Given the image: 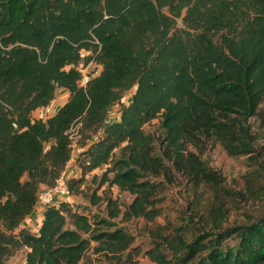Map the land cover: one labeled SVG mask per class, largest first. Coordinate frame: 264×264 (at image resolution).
I'll use <instances>...</instances> for the list:
<instances>
[{
    "label": "trees",
    "instance_id": "16d2710c",
    "mask_svg": "<svg viewBox=\"0 0 264 264\" xmlns=\"http://www.w3.org/2000/svg\"><path fill=\"white\" fill-rule=\"evenodd\" d=\"M90 62L99 73L83 85L78 65ZM58 89L67 100L35 118ZM263 102L264 0H0V264L23 246L25 264H85L89 251L106 258L93 264H120L124 253L132 261L134 238L114 219L154 221L177 175L197 189L222 185L203 158L211 144L261 164L250 119L264 121ZM78 125L81 174L68 182L84 193L86 175L103 169L90 201L106 215L61 201L31 230L38 192L71 160ZM105 184L132 201L123 209L106 189L98 194ZM216 234L191 244L179 234L171 251L182 264H264V213ZM232 235L238 243L225 246ZM147 254L172 264L159 248Z\"/></svg>",
    "mask_w": 264,
    "mask_h": 264
},
{
    "label": "rangeland",
    "instance_id": "374dc122",
    "mask_svg": "<svg viewBox=\"0 0 264 264\" xmlns=\"http://www.w3.org/2000/svg\"><path fill=\"white\" fill-rule=\"evenodd\" d=\"M179 24H182L179 20ZM82 69L81 84L85 85L89 76H95L99 73V67L94 63L79 64ZM68 91L58 89L56 99L48 107L39 108L33 111L32 115L36 117H48L52 115L60 104L62 105L68 98ZM133 95V89L124 93L123 99L112 105L107 121L117 118L125 105H127ZM264 111V102L261 105ZM115 117H114V116ZM252 129L255 134V146L260 152V161L257 163L254 158L248 155H230L221 144H211L203 154L205 161L215 169L222 172L225 180L222 185L214 187L212 185H203L194 188L185 178L176 176L173 182H166L156 202L160 214L154 221H147L144 218H132L123 221L121 217L115 220L118 226H122L133 236V242L130 246L132 251V261L124 258L119 261L120 264H159L152 260L147 254L151 248H159L172 260V264H182L175 258L171 251V242L179 234L183 240L191 244L196 238L216 237L217 232L232 229L234 226L245 224L252 219L264 213V121L259 116L250 119ZM159 120H154L152 124L147 125L149 131H154L158 127ZM79 125L72 129V158L68 166L65 167L67 179L74 176H80L81 170L77 164L78 154L82 148V136L79 132ZM64 169V170H65ZM103 169L99 168L90 174H87L84 182V193H73V203L80 206V209H87L88 212L106 215L104 211L105 203L100 202L93 205L90 201L92 189L98 186L93 181L94 174L101 176ZM106 189L108 194L117 199L124 209L133 199V195L127 191L119 189L117 186L108 187L103 185L99 189L101 194ZM222 203V205H220ZM223 207V210H220ZM38 212L27 220L31 230L36 231L38 225ZM238 243L235 235L225 239V246H234ZM95 244V243H94ZM27 247L23 246L10 255L5 264H25ZM103 253L89 251L83 262L93 264L105 261ZM178 260L179 262H177ZM198 257L184 263L196 264Z\"/></svg>",
    "mask_w": 264,
    "mask_h": 264
},
{
    "label": "built area",
    "instance_id": "2783aa9c",
    "mask_svg": "<svg viewBox=\"0 0 264 264\" xmlns=\"http://www.w3.org/2000/svg\"><path fill=\"white\" fill-rule=\"evenodd\" d=\"M73 129V128H72ZM71 129V138L72 137ZM70 161L68 162V164ZM67 164V166H68ZM66 169L56 178L55 182L51 185L42 186L38 192L37 198V212L43 211L46 207L52 204H58L61 201L73 203V192L69 185L68 179L65 176Z\"/></svg>",
    "mask_w": 264,
    "mask_h": 264
},
{
    "label": "crops",
    "instance_id": "0c3cea01",
    "mask_svg": "<svg viewBox=\"0 0 264 264\" xmlns=\"http://www.w3.org/2000/svg\"><path fill=\"white\" fill-rule=\"evenodd\" d=\"M61 105V104H60ZM55 111V110H54ZM114 116V115H113ZM115 117V116H114ZM119 117V116H118ZM118 117L117 118H115V119H113V120H116V119H118ZM112 121V120H111ZM44 211V210H43ZM43 211H39L38 212V225H37V228L39 227V224H40V222H41V219H42V215H43Z\"/></svg>",
    "mask_w": 264,
    "mask_h": 264
}]
</instances>
